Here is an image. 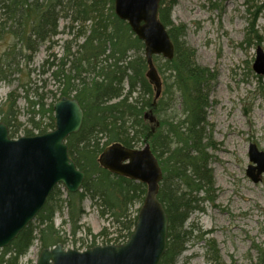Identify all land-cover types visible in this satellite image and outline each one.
Here are the masks:
<instances>
[{"label":"trees","instance_id":"16d2710c","mask_svg":"<svg viewBox=\"0 0 264 264\" xmlns=\"http://www.w3.org/2000/svg\"><path fill=\"white\" fill-rule=\"evenodd\" d=\"M176 3L177 0H163L159 10V20L168 30L175 53L172 60H164L157 68L164 91L156 100V90L147 78V60L139 56L144 43L127 22L116 16L114 0H0V41L5 35L13 40L0 56V84L11 85V77L22 72L21 61L31 62L42 45L48 44L50 49L57 43L54 39L60 34L62 19L70 22V29L79 25L75 38L65 43L58 64L49 58L44 62L54 68L52 76L61 86L60 96L53 93L55 101L46 104L45 94L36 90L32 100L29 89L21 87V97L17 88L0 108V123L8 127L11 138H17L24 126L18 120L17 102L22 98L31 126L25 128L24 136H35L36 132L42 135L55 129V102L62 97L75 98L84 112V121L81 130L69 136L66 143L70 158L85 173L80 192L71 194L62 186L55 188L37 218L0 251V264H19L36 242L41 250L57 244L66 247L69 236L75 247L78 241L84 243L86 239L77 237L83 229L87 198L102 217H110L120 227V239L130 238L138 219V215L131 216V207L143 204L147 186L113 175L100 166L99 156L112 144L130 149L140 144L150 146L163 172L158 199L169 218L167 248L161 264H175L186 252L187 244L198 232L195 225L188 227L191 216L203 212L202 202L214 201L216 196L212 156L208 152L215 143L207 133V109L217 75L197 62L195 49L185 41L186 26L173 24L171 12ZM256 8L260 11L264 4ZM254 25L252 36L259 39ZM79 39L84 41L73 52ZM130 52L135 53L133 59ZM159 59L154 57V62ZM134 93L137 96L130 101ZM175 101L180 102L181 110L176 116L164 117L175 108ZM65 210L67 218L57 227L56 216ZM203 234L204 238L210 232ZM107 235L104 229L98 236ZM98 236L93 235L88 247L96 246ZM206 245V260L221 263L216 243L207 240Z\"/></svg>","mask_w":264,"mask_h":264},{"label":"rangeland","instance_id":"374dc122","mask_svg":"<svg viewBox=\"0 0 264 264\" xmlns=\"http://www.w3.org/2000/svg\"><path fill=\"white\" fill-rule=\"evenodd\" d=\"M263 4L264 0H177L172 9L171 20L175 26H186L185 41L195 49L197 62L217 75L207 109L210 124L207 133L215 143L208 152L212 156L210 167L214 173L216 196L214 201L202 202L203 212L191 216L188 227L195 225L198 232L194 233L186 252L175 264H210L206 260L207 240L216 243L221 258L219 264H264V179L255 184L246 174L250 145L256 144L264 152V76H258L253 69L257 50L260 48L264 52V9L258 11L256 8ZM253 23L259 39L252 36ZM69 26L70 22L62 19L60 34L54 39L57 43L50 49L48 44L42 45L31 62L21 61L22 72L11 77V85L0 84V108L9 94L21 87L30 90L32 100L36 90L45 94L46 104L55 101L53 93L60 96L59 84L52 76L54 69L44 62L49 58L58 64L57 59L65 52V43L74 39L77 33ZM12 42V38L5 35L0 41V56ZM76 50L77 45H73L72 51ZM130 56L133 59L135 53L131 52ZM139 56L146 59L145 50ZM164 62L160 57L155 62L156 67ZM19 92L22 97V89ZM134 99L133 96L131 101ZM175 103V108L169 109L164 117L176 116L181 110L180 102ZM17 106L18 120L24 125L17 136L20 138L24 137L25 128L31 126L25 100L19 99ZM142 148L143 144L137 147ZM141 206L137 203L131 207L132 217L138 215ZM84 208L83 229L77 239L86 241H78L75 249L84 250L93 235H100L104 229L108 235L98 236L96 241L119 243L123 240L119 237L120 227L113 224L110 217H102L90 198L85 199ZM66 218V210L57 215V227H61ZM65 229L69 232L68 226ZM206 232L210 234L203 238L200 234ZM72 244L69 236L68 245ZM40 251L39 242H36L19 264H35Z\"/></svg>","mask_w":264,"mask_h":264},{"label":"water","instance_id":"95a60500","mask_svg":"<svg viewBox=\"0 0 264 264\" xmlns=\"http://www.w3.org/2000/svg\"><path fill=\"white\" fill-rule=\"evenodd\" d=\"M162 0H115L116 16L129 24L145 45L147 78L162 94V80L155 56L174 58V44L159 21ZM264 75V52L259 48L253 66ZM55 129L34 137L10 138L0 123V250L8 247L43 210L58 185L78 193L85 173L70 158L66 140L83 125L84 112L75 98L62 97L54 104ZM251 165L247 175L262 181L264 152L250 145ZM100 166L110 173L147 186L135 231L126 244L96 246L84 252L65 250L62 244L43 249L36 264H161L166 252L169 218L158 200L163 172L149 145L142 150L121 144L107 147L99 157Z\"/></svg>","mask_w":264,"mask_h":264},{"label":"bare ground","instance_id":"6f19581e","mask_svg":"<svg viewBox=\"0 0 264 264\" xmlns=\"http://www.w3.org/2000/svg\"><path fill=\"white\" fill-rule=\"evenodd\" d=\"M81 25H82V24H81ZM86 25H87V24H86ZM75 27H76V28H74V29L78 30L79 25H75ZM131 30H132V29H131ZM76 32H77V31H76ZM132 32H133V31H132ZM133 33H134V32H133ZM76 34H77V33H76ZM79 40H82L81 43H83V41H84L83 39H79ZM79 40L76 42V44H74V45H77V47H78L79 44H81V43H79ZM72 48H73V47H72ZM130 53H131V52H130ZM130 53H129V56H130ZM130 57H132V56H130ZM52 69H54V68H52ZM56 81H57V80H56ZM57 82H58V81H57ZM161 82H162V89H163V86H164L163 83H164V82H163V80H162ZM58 84H59V82H58ZM58 87H61L60 84L58 85ZM125 89H126V91L128 90V83H125ZM126 91H125V92H126ZM74 95H75V93H74ZM133 96L136 97V96H137V93H134V94L132 95L131 99H133ZM131 99H130V101H131ZM81 108H82V107H81Z\"/></svg>","mask_w":264,"mask_h":264}]
</instances>
